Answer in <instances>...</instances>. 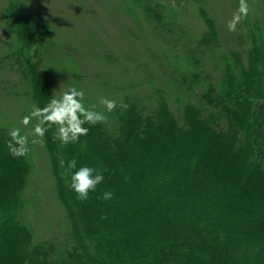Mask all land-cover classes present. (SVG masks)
<instances>
[{"label": "trees", "instance_id": "16d2710c", "mask_svg": "<svg viewBox=\"0 0 264 264\" xmlns=\"http://www.w3.org/2000/svg\"><path fill=\"white\" fill-rule=\"evenodd\" d=\"M183 1L144 3L162 39L176 42H166L170 53L184 58L164 75V89L144 60L143 95H124L117 104L126 110L118 106L107 123L86 125V150L61 147L51 131L44 137L67 220L43 242L34 243L33 216L26 222L20 214L34 147L13 157L11 129L0 128V264H264V11L249 6L239 52L222 47L205 9L196 7L206 28L192 34ZM174 95L191 100L181 105ZM61 158L109 169L86 202L65 185ZM104 191L114 198L96 199Z\"/></svg>", "mask_w": 264, "mask_h": 264}, {"label": "rangeland", "instance_id": "374dc122", "mask_svg": "<svg viewBox=\"0 0 264 264\" xmlns=\"http://www.w3.org/2000/svg\"><path fill=\"white\" fill-rule=\"evenodd\" d=\"M148 1L0 0V60L12 57V61L0 62V128L28 131L20 121L31 105L37 104L35 92L40 94L39 102L46 104L53 89L59 95L74 85L84 91V102H93L97 110H102L99 98L105 97L100 95L101 89H113L107 90L106 97L117 102L124 101V95L138 98L145 90V74L139 69L144 60L152 61L149 65L158 74L155 83L164 89V75L171 77L179 68L175 64L184 58L173 56L166 42H176L172 37L163 40L159 26L150 24L144 6ZM153 4L158 7L159 1ZM182 4L186 6L182 20L189 24L192 34L206 28L198 7L215 21L222 47L228 44L229 50L243 49L237 38L242 33L247 35L248 17L236 31L227 29L238 7L235 0H185ZM249 6L253 14L264 11V0H249ZM176 97L182 100L181 105L191 100ZM33 147L34 173L21 192L23 203L26 206L29 202L30 206L26 213L22 206L20 214L26 222L28 216H33L34 243H40L54 233L60 222L66 223L67 210L58 195L44 141L43 146Z\"/></svg>", "mask_w": 264, "mask_h": 264}, {"label": "clouds", "instance_id": "9594fccd", "mask_svg": "<svg viewBox=\"0 0 264 264\" xmlns=\"http://www.w3.org/2000/svg\"><path fill=\"white\" fill-rule=\"evenodd\" d=\"M248 15L247 0H239L236 12L227 22L228 31H236L237 25ZM56 92L57 90L53 89L51 97L43 107L32 104L29 113L22 117L20 123L28 131L22 132L20 127H13L8 132L9 139L6 141V147L10 155L16 158L29 156L30 145L43 146L44 137L50 131L52 139L61 147L81 144V150H86V144L81 142V137L89 134V127L86 125L107 123L108 113L114 112L118 106L125 110L128 107L123 102L118 105L115 99L102 96L99 98V106L102 110H97L96 104L90 106L85 104L84 91L74 85L62 90L59 95ZM59 164L65 185L75 193L80 202H86L90 193L96 192L105 180V173L109 171L102 164L95 167L83 164L78 167L76 158L68 161L61 158ZM113 198L114 193L111 191H104L96 196V199L106 201Z\"/></svg>", "mask_w": 264, "mask_h": 264}]
</instances>
